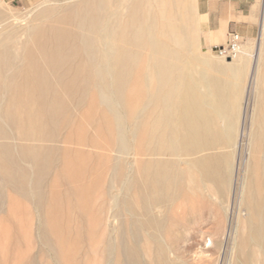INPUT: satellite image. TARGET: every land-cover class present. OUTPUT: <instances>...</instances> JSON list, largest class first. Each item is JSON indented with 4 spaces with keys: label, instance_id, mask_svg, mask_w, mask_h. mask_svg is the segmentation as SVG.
Wrapping results in <instances>:
<instances>
[{
    "label": "bare ground",
    "instance_id": "1",
    "mask_svg": "<svg viewBox=\"0 0 264 264\" xmlns=\"http://www.w3.org/2000/svg\"><path fill=\"white\" fill-rule=\"evenodd\" d=\"M179 7L181 0H49L8 18L0 5V214L10 194L31 204L46 264H81L85 239L101 245L100 264H141L145 251L153 264H169L173 250L155 236L141 245L142 229L159 224H127L124 214L202 206L206 189L219 191L218 150L234 128L224 133L221 115L205 110L190 81ZM261 29L249 64L242 47L239 63L208 67L239 80L249 72L255 91L264 78V20ZM253 126L242 124L239 141L252 138L256 149L246 203L257 241L242 240L255 245L254 257L264 255V133Z\"/></svg>",
    "mask_w": 264,
    "mask_h": 264
},
{
    "label": "rangeland",
    "instance_id": "2",
    "mask_svg": "<svg viewBox=\"0 0 264 264\" xmlns=\"http://www.w3.org/2000/svg\"><path fill=\"white\" fill-rule=\"evenodd\" d=\"M43 1L49 0H4L3 2L1 0L0 5L6 11L8 18H17L26 16L27 12L34 10L39 2L43 3ZM51 1L54 3L63 0ZM181 2L183 8L179 7L175 24L191 40L187 62L184 64L187 74L198 89L199 97L208 104L209 108L206 107L205 110L221 115L220 118L218 117V124L224 133H227L226 129L230 124L234 128L232 136L224 137L223 144L218 150V153L224 157L223 177L218 185L219 191L206 189L204 193V198L208 202L206 205L191 207L177 202L173 205L154 207L149 213L139 208L135 213H125L124 222L127 224L135 222L142 226H147L150 221L158 223L159 228L142 229L141 245H145L149 236H155L161 245L166 248L169 246L173 250V255L167 257L169 264H264L263 254L257 253L252 256L253 251L256 250L255 245L252 243L247 247L242 241L249 236L253 241H257L251 229L256 221L246 203L248 196L246 187L255 166L253 158L256 149L252 138L249 140L247 137L239 141L242 124H247V121L248 123L252 121L253 130L257 129L258 132L264 133V123H262L264 78L258 82L257 89L251 91L248 89L249 72H246L244 79L239 80L214 74L206 63L208 60L227 63L234 61L212 54L209 49L212 50L214 45L225 44L229 33L235 31L243 38V52L248 56H244V60L249 64L251 62L249 55H252L256 46L261 44V20L256 22L258 29L254 31L248 30L243 25L240 28H216L209 16L200 12L197 0H181ZM185 10L186 13L188 12L186 15H184ZM262 38L264 64V37ZM207 52L208 54H205ZM240 59L239 57L234 62L239 63ZM261 73L264 74V69ZM206 79L216 83L226 82L230 87L226 93H223L219 89L205 86L203 82ZM208 98L210 100H207ZM258 154L260 162L264 164V152ZM206 187H212L208 181ZM128 199H132L131 194ZM2 205L0 264H46L40 254L43 245L37 230L39 223L31 204H26L21 198L10 194ZM262 207L263 213L260 219L264 223V202ZM230 223L231 226L228 225ZM219 240H225L222 248ZM97 245L96 247L94 245L95 249H93L86 239L78 244L77 260L81 264H100L101 245ZM140 261L141 264H153L146 251Z\"/></svg>",
    "mask_w": 264,
    "mask_h": 264
},
{
    "label": "crops",
    "instance_id": "3",
    "mask_svg": "<svg viewBox=\"0 0 264 264\" xmlns=\"http://www.w3.org/2000/svg\"><path fill=\"white\" fill-rule=\"evenodd\" d=\"M197 3L200 12L209 16L216 28L243 25L254 31L258 29L256 22L264 20V0H197Z\"/></svg>",
    "mask_w": 264,
    "mask_h": 264
},
{
    "label": "built area",
    "instance_id": "4",
    "mask_svg": "<svg viewBox=\"0 0 264 264\" xmlns=\"http://www.w3.org/2000/svg\"><path fill=\"white\" fill-rule=\"evenodd\" d=\"M1 1V0H0ZM243 47V38L238 32H230L225 44L212 48V53L227 59L237 57Z\"/></svg>",
    "mask_w": 264,
    "mask_h": 264
}]
</instances>
